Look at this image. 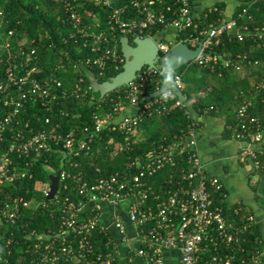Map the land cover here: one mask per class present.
<instances>
[{
    "label": "built area",
    "instance_id": "obj_1",
    "mask_svg": "<svg viewBox=\"0 0 264 264\" xmlns=\"http://www.w3.org/2000/svg\"><path fill=\"white\" fill-rule=\"evenodd\" d=\"M49 1L63 6L64 20L72 27L69 37L80 39L89 49L92 54L86 58L85 63L94 64L99 69V75L103 74L108 62L114 69L124 63L123 55L117 52V33L121 36L129 34L132 38L150 36L153 39L150 31L154 26H161L162 30L174 28L181 31L194 24L197 36L180 41L192 49L200 45L201 52L190 62L205 65L217 61L216 55L205 53L213 39L225 30L231 31L234 26V20L230 19L198 29L188 0H180L178 12L170 18L165 16L170 6L163 7L160 0ZM247 1L250 4L257 1L264 3V0ZM116 2L120 4L116 5ZM80 4L103 10V18L88 10L84 15L92 20L83 23V15L78 10ZM246 13L247 8H243L241 16ZM12 32L14 29H9L7 34L11 35ZM237 36L239 40L243 39V33ZM155 43L158 58L167 54L174 45L165 41ZM0 48L7 53L6 60L0 58L4 65L0 78V264H68L86 257L88 259L85 264H115L117 245L107 234L111 232L110 228L102 220L105 206L112 208L110 218L113 227L121 235V242L127 240L123 224L126 216L139 234L140 245L134 253L144 257L149 264H161L162 248L177 249L180 264H264V243L261 240L249 241L247 238L252 228L259 225V221L253 211L242 203L232 209L237 217L244 210L238 222L231 220L222 207L223 199L219 200L218 197L223 183L217 176L207 173L200 161L193 122L187 133L137 156L130 167L123 168L121 172L100 176L92 182L84 180L80 173L74 176L59 173V182L67 177L72 178L75 196L57 198V189L52 199L59 214L55 232L31 230L24 232L20 240L15 238L16 233L11 228L16 226L15 222L25 210L32 213L35 208L43 209L49 205V199L45 197L50 182L36 183L34 190L40 194L38 199L11 196L10 192L16 190L17 180L31 177L29 170L33 158L47 151L50 142L61 147L66 159L71 160L81 152H92L95 141L93 130L99 132L114 122L121 132L133 133L142 114L151 110H164L171 99L177 107L183 108L188 117L192 114L183 100L178 99L170 90L153 97L140 112H127L138 106L139 96L144 89L150 87L154 91L160 90L161 67L157 60L153 67L143 66L136 72L135 78L125 85L123 94L118 95L112 111L102 116L93 113L94 123L91 128L85 126L78 134L74 129L63 134L55 124L49 129L38 128L29 134L28 121L24 126L16 127L20 123L18 116L22 109L30 102L49 106L57 95L50 86L35 77V67L29 66L36 53L34 49L28 52L20 49L15 54L10 51V43L7 41L0 42ZM11 59H15V62ZM93 78L95 76L90 78V82ZM82 81L79 78L73 83L71 94L76 98L94 99L91 84L81 86ZM174 82L181 89L182 74L174 72ZM55 83L61 87L60 81ZM246 109V104L237 109V130L232 129L234 137L246 143L241 146L238 154L241 161L252 160L255 157L252 143L255 142V148L259 149L258 142L264 140L255 117L242 120L241 115ZM44 121L48 123L49 117ZM68 187V184L63 185V189ZM215 195L218 196L217 202ZM97 234L105 237L102 241L103 250L97 249ZM19 242L22 244L19 245Z\"/></svg>",
    "mask_w": 264,
    "mask_h": 264
},
{
    "label": "trees",
    "instance_id": "obj_2",
    "mask_svg": "<svg viewBox=\"0 0 264 264\" xmlns=\"http://www.w3.org/2000/svg\"><path fill=\"white\" fill-rule=\"evenodd\" d=\"M160 1L163 7L170 6V10L165 11L166 18L175 16L181 5L180 0ZM188 1L192 11L193 3L197 0ZM238 1V6L231 16L234 20L232 30L223 31L213 39L205 51L206 54L216 55L217 61L205 65L189 62L178 68L180 70L177 69L175 73L182 74L181 90L185 95L183 103L191 112L212 116L223 114L227 125H230L227 129L231 134V129L237 130L238 119L235 113L241 105L246 104L247 109L241 115L242 120L247 121L250 117H255L264 138V3L257 1L250 4L247 0ZM119 4L116 2V5ZM224 8L225 3L217 1L206 7L200 16L193 15V21L198 29L208 28L210 24L215 25L221 21L226 22ZM243 8H247L245 16H241ZM78 10L83 15V23L92 20L91 17L84 15L88 10L92 11L91 14H97L102 18L104 16L103 10L86 5L80 4ZM0 12L2 33L0 42H9L10 51L15 54L20 49L24 52L34 49L36 53L29 66L35 67V77L41 83L50 86L57 95L56 100L49 106H41L40 102H30L25 105L18 116L20 123L16 127L24 126L28 121V133L31 134L38 128L49 129L57 124L59 132L63 134L71 129L78 134L82 132L83 127H92L93 113L102 116L112 111L113 104L118 100V95L123 94L125 85L109 92L103 98L99 93L91 90L94 96L92 100L88 97L76 98L70 92L73 83L79 78L83 79L81 86L86 87L92 76L99 81L107 80L122 70V64L118 69H114L108 62L103 74L99 75V69L94 64L85 63L86 58L92 53L80 39L74 40L69 37L72 27L64 20V8L60 3L49 0H0ZM9 29H14L11 35L7 34ZM162 32L161 26H154L150 35L158 37ZM238 33H243L242 40L238 39ZM120 36L121 34H116L117 52L122 55ZM194 36H197V32L193 24L178 31L175 42ZM127 37L132 41L131 35L127 34ZM0 58H3V61L7 58V53L1 48ZM11 61L15 62V59ZM3 72L4 65L0 62V78ZM56 81H60L61 87L56 86ZM153 91L154 89L150 87L142 91L138 106L135 108L137 113L143 109L144 104L154 99L147 98ZM47 117L50 119L49 124L44 121ZM192 122L195 126L200 124L194 117H188L183 108L177 107L171 99L166 103L164 110H151L142 114L133 133L121 132L113 124L114 122L107 124L99 132L93 130L95 141L90 154L81 152L71 160H67L62 148L50 142L47 151L40 157L33 158L29 170L31 177L25 176L17 180V188L11 190L10 195L38 199L40 194L34 190L36 183L38 181L49 183L50 176L57 172L69 173L70 176L80 173L88 182L100 176L121 172L123 168L130 167L137 156L187 133ZM253 126L256 128V124ZM258 147L259 149H256L255 142L252 143V148L255 149V157L252 161L255 162L256 171L264 176V144L259 142ZM71 182H73L71 177L60 180L57 198L65 195L74 198ZM64 184H68L69 187L63 189ZM262 192L261 199L264 204V187ZM217 197L214 196L216 202ZM220 198L223 199L222 207L226 209L231 220L238 222L244 210L240 211V217L232 213L233 207H237L238 204L229 202L224 186L218 199ZM48 204L43 209L35 208L32 213L27 210L23 212L15 222L16 226L11 228L16 233L15 238L20 240L24 232L31 230L43 233L55 232L59 224V214L55 209L54 200H48ZM96 236L99 242L97 249L103 250L102 241L105 237L98 234ZM247 238L249 241L261 240L264 243L258 225L252 228ZM15 246L16 244L13 245ZM86 259L88 258L68 264H85Z\"/></svg>",
    "mask_w": 264,
    "mask_h": 264
},
{
    "label": "crops",
    "instance_id": "obj_3",
    "mask_svg": "<svg viewBox=\"0 0 264 264\" xmlns=\"http://www.w3.org/2000/svg\"><path fill=\"white\" fill-rule=\"evenodd\" d=\"M217 1L225 3V19H231L232 13L238 6V0H197L192 6V15L200 16L202 11ZM178 31L174 28H166L159 33V38L170 36L171 40H176ZM157 37V36H156ZM179 42V41H178ZM175 42L174 44H176ZM128 113H134L135 109L127 110ZM193 112V113H192ZM192 117L198 121L199 125L194 127V137L200 161L204 164L207 173L217 176L226 190V195L230 203H242L253 211L259 221V230L264 241V204L262 203V191L264 187V176L259 173L258 181L250 182L248 178L250 173H255L256 165L250 169H239L241 161L238 158L242 140L236 139L231 129V134L227 128L226 118L223 114L212 116L204 113L192 111ZM222 153H225L224 155ZM248 162V161H247ZM106 211L103 223L110 228L111 232L107 234L114 240L117 245L115 264H149L141 256L134 253L140 245L139 234L130 224L124 215L123 224L125 229L126 241H120L119 232L113 227L110 215L112 208L105 206ZM161 264H180L179 252L175 248L161 249Z\"/></svg>",
    "mask_w": 264,
    "mask_h": 264
},
{
    "label": "water",
    "instance_id": "obj_4",
    "mask_svg": "<svg viewBox=\"0 0 264 264\" xmlns=\"http://www.w3.org/2000/svg\"><path fill=\"white\" fill-rule=\"evenodd\" d=\"M119 43L124 57L122 70L107 80L99 81L96 77L91 80L93 91L99 93L101 98L116 88L127 85L135 78L137 71L143 66L153 67L154 62L157 60L161 67V87L160 90L148 94L147 98L156 97L166 90H170L178 99L185 98L182 90L174 82V72L184 64L194 60L201 52L200 45L192 49L185 42L179 41L170 48L167 54L158 58L157 45L150 36H135L131 42L127 36H121ZM59 175V172H57L55 175L50 176L49 190L46 197L49 200L54 198L58 189Z\"/></svg>",
    "mask_w": 264,
    "mask_h": 264
},
{
    "label": "rangeland",
    "instance_id": "obj_5",
    "mask_svg": "<svg viewBox=\"0 0 264 264\" xmlns=\"http://www.w3.org/2000/svg\"><path fill=\"white\" fill-rule=\"evenodd\" d=\"M121 37V36H120ZM153 39L157 42V43H159L160 41H165V42H167V43H169L170 45H172V44H174L175 43V40H171V38H170V36H166V37H164V38H159V37H156V36H153ZM178 70H180V69H178ZM184 73V72H183ZM90 84H91V82H90ZM185 96V95H184ZM182 100H184V99H182ZM243 142V141H242ZM261 142V144L263 145L264 143V140H262V141H260ZM244 144H246L245 142H243L242 143V145L241 146H243ZM258 146H259V142H258V144H257ZM241 148V147H240ZM223 155L225 154V153H222ZM248 161V162H247ZM254 166V164H253V161L251 160V159H248V160H246V163H243V164H241V167H239V169L241 170V169H250V168H252ZM53 172V171H52ZM55 172V171H54ZM248 178L250 179V182H252L251 183V185L253 184V182L254 181H258V179H259V172H255V173H250L249 174V176H248ZM105 215H106V211H102V216H103V219H104V217H105Z\"/></svg>",
    "mask_w": 264,
    "mask_h": 264
}]
</instances>
